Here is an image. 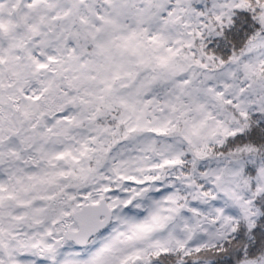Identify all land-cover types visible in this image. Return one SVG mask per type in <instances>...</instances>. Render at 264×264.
Returning a JSON list of instances; mask_svg holds the SVG:
<instances>
[{"label": "snow or ice", "instance_id": "1", "mask_svg": "<svg viewBox=\"0 0 264 264\" xmlns=\"http://www.w3.org/2000/svg\"><path fill=\"white\" fill-rule=\"evenodd\" d=\"M0 264H264V0H0Z\"/></svg>", "mask_w": 264, "mask_h": 264}]
</instances>
